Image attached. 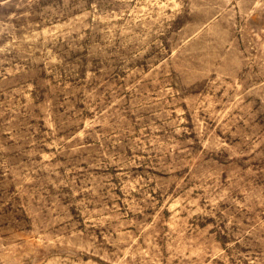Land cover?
Here are the masks:
<instances>
[{"label": "rangeland", "instance_id": "obj_1", "mask_svg": "<svg viewBox=\"0 0 264 264\" xmlns=\"http://www.w3.org/2000/svg\"><path fill=\"white\" fill-rule=\"evenodd\" d=\"M0 264H264V0H0Z\"/></svg>", "mask_w": 264, "mask_h": 264}]
</instances>
